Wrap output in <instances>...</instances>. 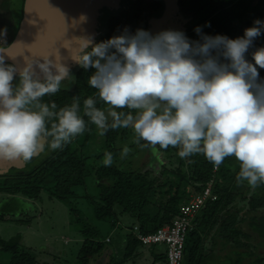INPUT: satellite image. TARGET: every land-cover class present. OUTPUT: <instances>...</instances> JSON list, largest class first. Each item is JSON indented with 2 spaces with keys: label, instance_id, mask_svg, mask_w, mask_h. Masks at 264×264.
I'll list each match as a JSON object with an SVG mask.
<instances>
[{
  "label": "clouds",
  "instance_id": "1",
  "mask_svg": "<svg viewBox=\"0 0 264 264\" xmlns=\"http://www.w3.org/2000/svg\"><path fill=\"white\" fill-rule=\"evenodd\" d=\"M194 31L199 41L181 31L153 35L127 28L98 43L82 38L72 60L94 70L89 86L109 105L106 114L88 97L83 115L100 135L131 127L133 142L149 148L157 160L170 146L179 147L182 159L202 153L217 168L234 157L240 166L237 183L255 188L264 183V79L258 71L264 69V47L252 53L254 63L246 54L264 33V21H254L235 39L205 35L199 27ZM69 74L67 66L50 59L18 69L0 56V160L28 162L46 144L61 149L86 130L78 98L58 111L55 103L41 102L59 91ZM124 108L137 115L115 110ZM129 152L125 146L122 157ZM112 163V153L105 152L103 164Z\"/></svg>",
  "mask_w": 264,
  "mask_h": 264
},
{
  "label": "trees",
  "instance_id": "2",
  "mask_svg": "<svg viewBox=\"0 0 264 264\" xmlns=\"http://www.w3.org/2000/svg\"><path fill=\"white\" fill-rule=\"evenodd\" d=\"M252 2L253 0H178L177 4L181 11L193 17V24L183 33L192 41L200 40V35L194 31L197 27L201 29L202 34L209 36L224 35L231 39L241 37L244 29L252 27L254 21H264V5L258 10ZM135 3L139 6L141 0ZM1 4L8 7L9 1L2 0ZM21 6L22 0L18 4L16 13L12 12L9 16L10 25L7 26L6 42L11 41L16 33ZM146 10L148 12L144 18L159 12V1L151 0L147 3ZM120 14L108 20L103 37L95 43L120 35L126 28L131 33L140 29L120 24L122 16ZM141 25V29H144V23ZM260 47H264V33L248 50L246 59L249 62L254 63L252 53ZM93 71L91 68L85 70L79 67L73 73L71 88L68 84L64 89L41 98L43 103H55L56 111L70 106L73 100L78 98L80 115L85 120L86 130L61 149H49L48 155L36 167H30L24 162L23 169H12V177L9 180H0V197H3L0 200V222L16 218L15 225L28 226L31 219L18 215L26 214L27 201H41V194L44 193L47 199L64 205L76 225L75 231L81 243L71 264H87L94 257L99 258L102 252L107 250L109 244L105 242L112 240H108L107 236L112 234L116 226L124 229L118 222L126 218L130 223L125 224L127 234L123 261L121 263H115L112 259L108 261V264H123L141 247L133 234V227H137L138 232L145 235L153 233L164 225H170L178 217L179 207L189 201L190 195L193 197L200 194L213 176L212 190L217 195V200L207 199L199 216H196L193 229L187 234L191 237L189 246L184 244L183 258L186 261L184 264H200L204 256L201 235L204 236L212 229L217 230L223 239L232 242L233 250L231 249L230 254L226 255L220 264H264V255H257L252 251L260 242L264 244V183L255 187V191L248 198L245 197L246 203L238 208V204L233 201L238 194L240 200L244 199L245 187L244 181L237 183L236 177L240 166L234 157L225 158L213 173L214 165L202 153L182 159L178 155L179 147L170 146L160 150L168 154V162L155 166L152 173L155 177L150 178L149 171L118 170L114 164L105 166L104 153H112L115 160L117 137L127 135L131 127L109 129L104 135H98L103 140V144L96 142L100 150L96 149L95 153L85 154V149L96 135L97 128L88 117L83 115V101L93 97L96 100V107L101 110L109 107L99 99L97 90L89 86L88 77ZM258 71L260 78L264 79V69ZM115 110L135 115V110L127 108ZM110 122L111 118H109ZM46 126L50 128L51 122ZM141 143L143 144L144 141ZM138 148L145 154L151 152L149 148L140 146ZM148 157L147 159L153 162V157H150L149 153ZM87 179L92 181L97 189V194L84 196L91 209V220L84 217L82 211L73 202V199L78 198L76 190L83 188ZM249 188L248 185L246 189ZM155 195L160 196L157 205L152 202ZM239 213L242 214L240 217ZM246 222L249 233L242 231V224ZM253 234L257 236L259 242L249 241ZM240 237L247 241L241 243ZM22 239L20 233L7 240L0 238V264H55L40 261L38 251L25 246ZM251 239L254 240L253 237ZM248 247V252H238L239 249ZM164 256L165 252L161 255V260Z\"/></svg>",
  "mask_w": 264,
  "mask_h": 264
},
{
  "label": "water",
  "instance_id": "3",
  "mask_svg": "<svg viewBox=\"0 0 264 264\" xmlns=\"http://www.w3.org/2000/svg\"><path fill=\"white\" fill-rule=\"evenodd\" d=\"M136 1L23 0L17 31L11 42L0 48V56H4L6 64L18 69L25 63L50 59L67 66L70 77L79 68L72 59L82 38L92 37L95 43L103 37L108 20L125 12ZM158 1L160 10L150 16L145 30L153 35L165 30L184 32L187 19L180 14L178 0ZM17 84L18 80H14L13 86ZM24 165L18 160H0V175L10 169H23Z\"/></svg>",
  "mask_w": 264,
  "mask_h": 264
},
{
  "label": "rangeland",
  "instance_id": "4",
  "mask_svg": "<svg viewBox=\"0 0 264 264\" xmlns=\"http://www.w3.org/2000/svg\"><path fill=\"white\" fill-rule=\"evenodd\" d=\"M9 1L11 2L10 5L12 6V9L16 13V7H17L18 2H20V0H9ZM149 1L150 0H142L141 5L139 6L135 5L131 13L128 15H125L126 17H123L120 20V24L125 25V26H133V28L139 27L141 29L142 25H138L140 24L139 19H142L141 17L142 13L146 10V4ZM252 4L255 5L258 10H260L262 6L264 5V0H253ZM178 9L180 11V14L183 17L187 16L183 13V11H181L179 6H178ZM0 11L4 13L5 11L4 7H0ZM137 13H141V14L137 15ZM157 14L153 13L150 16L152 15L155 16ZM149 18L146 20L148 21ZM192 24L193 23H190V26ZM144 27H145V23H144ZM4 29L5 28H3V30ZM6 37L7 36L3 34V31H1L0 32V45H2L4 42L7 41ZM72 80H73V74L70 77L62 81L66 82L65 87H67L68 84L72 83ZM70 88H71V84H70ZM107 109H105L106 114H107ZM135 115H137V110H135ZM131 132L133 133V130ZM95 134L96 135L94 136V138H92L90 144L85 149V154L87 153L86 155H88L91 152L95 153L96 149L100 150V147L96 144V142L98 144H101V143L103 144V140L99 137L100 130L98 128L96 129ZM129 135H130V132L126 135L128 136V141L124 142V140L126 139H124L123 141L119 139L117 141V144H115V146L116 147H118L119 145H123V146L132 145L133 146V144H131L133 141H131V137L129 138ZM134 147L135 149L141 152V149H139L138 146H135V144H134ZM48 152L42 153L40 156L34 159L35 162H37L44 154H47ZM129 155L131 156V154ZM127 158L131 159L130 157L126 156V159ZM115 163H116V160L113 159L112 164L115 165ZM120 168H122L121 170H124V169H128L129 167L124 168L121 166ZM244 182L247 184L246 181ZM254 191H255L254 188H249V192L246 193V198H248L251 195V193H253ZM95 194H97V189L93 185L92 181L87 179L86 185L83 188L76 190V195L78 196V198L75 200L73 199V202H75L76 206H78V208L82 211L83 216L86 218H89L90 220L92 219V213H91V209L88 205L87 200L84 199V196L85 195L92 196ZM2 198L0 197V200H2ZM27 204L28 206L25 207L26 214L23 213L24 215H22L20 213L18 216L19 217L24 216L27 219H31L30 224L28 226L26 225L19 226V224L15 225L14 222L16 221L14 220L16 218H11L10 220H6V222H0V238L3 240H7L15 236L16 234L20 233L23 237L22 241L25 244V246L32 248L35 251H38L37 253L40 257L39 258L40 261L43 260L44 262H53L55 264H71L72 261H74L75 259V254L77 252V249L79 248V244L81 243V240L78 239L79 236L77 232L75 231L76 225L72 222L67 208L61 203L47 199L44 193L41 194V201H27ZM237 204L238 206H241L240 201H238ZM114 236H116V234H110V237L112 240L115 239ZM190 238H191L190 235L186 236L185 246L186 244L187 246H189V243L191 241ZM159 249L161 250V248ZM108 254H110L108 250H106L103 253V257L105 258L106 261L108 260L107 258ZM63 261H65L66 263H63ZM93 262L97 263L99 262V259L94 257ZM185 262L186 261L183 259V264ZM87 264H92V259ZM105 264H108V262H105Z\"/></svg>",
  "mask_w": 264,
  "mask_h": 264
},
{
  "label": "crops",
  "instance_id": "5",
  "mask_svg": "<svg viewBox=\"0 0 264 264\" xmlns=\"http://www.w3.org/2000/svg\"><path fill=\"white\" fill-rule=\"evenodd\" d=\"M131 131H132V129L127 131V133L130 132L129 138L131 137V141H134L135 134H134V132L132 133ZM119 139H121V141L126 139V140H124V142H125V141H128V136L125 135V136L117 137L116 144H117V141ZM121 141H119V142H121ZM131 144H133V146L132 145L127 146L130 149V152L127 154V156L130 157L132 160L129 158L126 159V156L122 157L121 153H122V150L125 146L119 145L117 147L115 166L117 167L118 170L119 169L121 170L122 168H120V167L122 166L124 168L129 167L127 169L129 171H135V170H137V171H149L150 172V178H151L153 176L155 177V175L152 174V173H154L153 170L155 169V166H160V165L166 164L168 162V154L160 152V159L157 160V158L153 156L152 152L148 151L146 154L142 153L143 151L140 152L139 150L135 149L134 142H132ZM148 153H149L150 157H153V162L150 159L149 160L147 159V158H149ZM129 154H131V156ZM172 154H173L174 158H176V155L174 153H172ZM170 156H171V154H170ZM160 161H163V162L161 163ZM211 192L214 196L217 197V195L215 193H213L212 188H211ZM198 195H200V194H198ZM189 198H192V195H190ZM159 199H160V196L155 195L152 198V202H155V205H157V203H158L157 200H159ZM206 201L203 203V205L206 203ZM203 205H202V207H203ZM202 207H201V209H202ZM200 210L194 216V218L192 220L193 226H194L193 222L196 219V216L197 217L199 216ZM118 223H121V225H122L121 227L124 229H119L118 226H116L112 231V234H116V236H114L115 239L110 240L111 237L109 235V236H107V238L110 241L105 242L106 244H109V247L106 248L110 252V254H108V256H107L108 260L106 261L105 258L103 257V253L106 251V250H104L98 258L99 262L95 263V262H93V259H92V264H105V262H108L111 259L115 263H121L123 261V254H124L123 251H124L125 244H126L125 236L127 234V231H126L127 229H126L125 224H129L130 220L123 218L122 221L118 222ZM118 223H117V225H118ZM192 229H193V227H192ZM207 246H209L207 243H205V245L202 246V253L204 254V256H202L200 264H220L221 262L224 261V259L218 257L217 254L215 253V251H214L215 247L214 248L211 247V249H210V247L207 248ZM159 248H161V250ZM208 249H210L212 252H210ZM164 252H165L164 246H161V245H150L147 247L141 246L140 248H138L135 251L133 256L128 261L123 262V264H166L165 256L161 260V255H164Z\"/></svg>",
  "mask_w": 264,
  "mask_h": 264
},
{
  "label": "built area",
  "instance_id": "6",
  "mask_svg": "<svg viewBox=\"0 0 264 264\" xmlns=\"http://www.w3.org/2000/svg\"><path fill=\"white\" fill-rule=\"evenodd\" d=\"M217 167L213 166L215 173ZM213 176L208 185L202 190L200 195L194 196L189 201L179 207L178 217L170 225H164L150 234H141L137 227H133V234L142 247L150 245L164 246L166 264H183V249L186 235L192 230V220L199 212L203 203L209 199L215 200L211 192ZM106 241H108L106 239Z\"/></svg>",
  "mask_w": 264,
  "mask_h": 264
},
{
  "label": "flooded vegetation",
  "instance_id": "7",
  "mask_svg": "<svg viewBox=\"0 0 264 264\" xmlns=\"http://www.w3.org/2000/svg\"><path fill=\"white\" fill-rule=\"evenodd\" d=\"M9 1V0H8ZM21 1V0H20ZM142 1V0H141ZM149 2H151V0L149 1ZM148 2V3H149ZM0 3H2V1H0ZM10 1H9V5H8V7H4L2 4L0 5V7H4V9H5V11H4V13H2L1 11H0V32L1 31H3V28H5L6 29V36H7V26L8 25H10L9 24V16H10V14L12 13V12H14V10L12 9V6L10 5ZM20 2H18V4H19ZM18 4H17V7H16V11H17V9H18ZM22 4H23V0H22ZM135 5H136V3L134 4H132V6L129 8V10H127V11H125V12H123V13H121L120 15H122L121 16V18H120V20L123 18V17H126L125 15H128V14H130L131 13V11H132V9L135 7ZM146 7H147V4H146ZM21 14H22V6H21ZM148 11L147 10H145L143 13H142V19H139V23L140 24H138V25H141V23H145L146 24V22H147V20L146 19H148L149 18V16H147V17H145L144 18V15L147 13ZM185 15H187L186 17H185V19H187V22L184 24V30H186L188 27H190V23H192L193 22V17L190 15V14H187V13H185V12H183ZM139 14H141V13H137V15H139ZM153 14V13H152ZM20 19H21V15H20V18L18 19V22H17V27H18V24H19V21H20ZM142 21V22H141ZM13 23H14V21H13ZM146 26V25H145ZM145 28V27H144ZM16 31H17V29H16ZM7 38V37H6ZM11 41H9V42H4L2 45H0V48L1 47H5V46H7L9 43H10ZM65 86H66V82L65 81H62L61 82V84H60V89H64L65 88ZM48 145L46 144L45 145V149H44V151L42 152V153H45V152H48V151H50L49 149V147H47ZM47 147V148H46ZM47 150V151H46ZM42 153H40L38 156H40ZM49 153V152H48ZM48 153L47 154H44L37 162H35V160L34 159H36L38 156H36V157H34L32 160H30V161H28L27 162V164H29V166L30 167H36L39 163H41V161L43 160V158H45L47 155H48ZM11 171H12V169H10L7 173H5V174H3V175H0V180H9L11 177H12V174H11ZM244 183V187H245V189H246V187L248 186V183L246 184L245 182H243ZM250 188H252V187H250ZM244 188H243V191L245 190ZM255 189V188H254ZM247 192H249V189H246V191L245 192H243V196H244V199L243 200H240V196H239V194L236 196V198L234 199V203H236L237 204V202L238 201H240L241 202V206L243 205V204H245L246 203V199H245V197H246V193ZM217 197H215V199H216ZM217 200V199H216ZM237 200V201H236ZM240 206H238V208H239ZM244 211V210H243ZM242 211V212H243ZM242 214L241 213H239V217L241 216ZM243 226H242V231L244 232V233H249L250 232V230H249V228H248V226H247V222L246 223H244V224H242ZM201 237L203 238V242H202V246L203 245H205V243H207L209 246H207V248L208 247H210V249H211V247H215V253L217 254V256L218 257H220V258H222V259H224V258H226V255H228V254H230V251H231V249H232V242H229L227 239H223L219 234H218V231L217 230H215V229H212L211 230V232H209V233H207V234H205L204 236H202L201 235ZM253 237V239L254 240H252L251 238ZM251 238L249 239V241L250 242H252V243H255L256 242V238H257V236L255 235V234H253V235H251ZM239 241H241V243H245L247 240L246 239H242L241 237H240V239H239ZM258 242H259V240H257ZM214 243V244H213ZM261 243V242H260ZM259 243V244H260ZM259 244L258 245H256L257 247L256 248H253L252 249V251H254V253H256L257 255H264V244H260V246H259ZM206 249V248H205ZM204 249V250H205ZM210 249H208L210 252H212ZM261 249V250H260ZM207 250V251H208ZM233 250V249H232ZM238 250V249H237ZM249 251V247L248 248H245V249H239L238 250V252H241V253H246V252H248ZM215 254V255H216ZM233 257V256H232ZM247 260V259H246Z\"/></svg>",
  "mask_w": 264,
  "mask_h": 264
}]
</instances>
